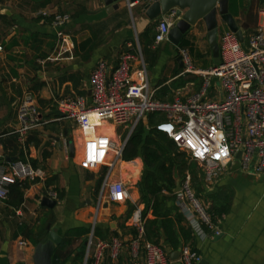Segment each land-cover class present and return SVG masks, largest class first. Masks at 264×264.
Listing matches in <instances>:
<instances>
[{
    "label": "crops",
    "instance_id": "0c3cea01",
    "mask_svg": "<svg viewBox=\"0 0 264 264\" xmlns=\"http://www.w3.org/2000/svg\"><path fill=\"white\" fill-rule=\"evenodd\" d=\"M117 5L114 9L104 0H0V164L20 159L44 174L42 180L17 182L8 198L0 201V264H34L35 246L51 230L61 239L54 251L59 252L60 264H86L85 255L83 261L78 256L82 244L86 252L92 227L95 240L116 238L120 242L117 259L112 260L106 250L100 264H145L143 248L137 255L133 252L135 233L128 223L134 210L141 214L145 211L138 187L144 171L142 159L124 160L111 151L95 169H87L82 162L85 140L75 122L55 113V101L81 96L90 103L91 71L100 61L112 71L123 53L135 58L141 53L149 88L159 100L172 101L177 94L185 99L199 91L202 78L182 74L178 61L182 47L169 40L154 44L152 37L160 17L149 21L140 2L120 0ZM261 5L260 0H243L233 15L240 28L252 30L257 26ZM58 13L70 17L64 28L73 42L68 51L62 49L64 43L52 23L53 15ZM219 26V32L228 30L223 23ZM185 36L200 54L191 55L194 64L203 70L204 64L211 62L210 67L214 66L203 21L192 26ZM129 64L133 69L141 65V60L131 58ZM27 96L36 104L41 122L21 143L17 135L18 107ZM208 96L222 97L217 81H212ZM157 117L150 123L147 117L144 124L154 127L160 119ZM102 131L119 143L116 127L107 123ZM107 170L110 180L124 182L129 195L126 202H109L102 192ZM186 175L191 178L188 171ZM175 178L179 180L176 173ZM190 184L206 210L215 206L225 209L214 223L219 230L215 235L204 228L183 193L181 199L174 190L160 194L166 198L164 208L171 210L172 216L180 214L181 226L192 230L193 245L186 244L199 256L195 264H264V172L227 170L219 179L207 183L196 165ZM43 198L55 204L43 205ZM153 218L148 209L144 220ZM191 221L200 225L201 234L193 229ZM75 228L89 232H70ZM20 240L26 245L21 246ZM158 244L168 254L175 251L164 242ZM169 264L184 263L179 258Z\"/></svg>",
    "mask_w": 264,
    "mask_h": 264
},
{
    "label": "built area",
    "instance_id": "2783aa9c",
    "mask_svg": "<svg viewBox=\"0 0 264 264\" xmlns=\"http://www.w3.org/2000/svg\"><path fill=\"white\" fill-rule=\"evenodd\" d=\"M176 18L172 10L158 19L153 38L155 45L168 41L169 30ZM69 19V15L63 13L54 14L52 18L57 28L56 35L64 43V51L73 46L70 34L64 31ZM243 35L247 50L241 47L234 32H219L220 63L206 70L194 64L187 48H179L182 74L202 78L199 91L185 99L179 98V94L168 102L155 98L148 85L141 53L136 58L130 53H123L112 71L104 61H100L90 74V103L81 96L60 97L55 101L57 109L75 122L85 140L84 166L95 169L111 151L121 156L136 125L155 113L160 119L154 128L166 134L177 149L200 168L205 182L219 179L235 162L238 151H241L239 170L252 174L264 172V4L259 8L257 26L252 30H243ZM131 58L141 60V65L132 69L129 64ZM213 80L219 86L220 99L208 96ZM18 122V140L23 143L27 133L41 122L37 106L29 96L18 107ZM107 123L113 127L130 125V132L121 144L102 131ZM43 176V172L28 161L17 159L0 164V201L8 198L11 186L17 182H35L42 180ZM101 190L112 203H124L129 198L123 181L110 180V170L104 174ZM181 193L192 203L201 223L213 234H218L219 230L211 222L207 210L191 190L189 175L185 176L177 193L180 199ZM49 195L56 197L53 192ZM128 223L135 230L131 244L135 255L142 247L145 264L170 263L169 254L161 245L145 239V220L140 210L133 211ZM191 226L197 233L203 232L195 221H191ZM19 244L25 246L26 242L20 240ZM119 248L120 242L116 238L95 240L92 227L85 262L91 259V264H100L106 250L110 258L116 260ZM179 250V258L184 264L199 261V256L188 244L181 245Z\"/></svg>",
    "mask_w": 264,
    "mask_h": 264
},
{
    "label": "trees",
    "instance_id": "16d2710c",
    "mask_svg": "<svg viewBox=\"0 0 264 264\" xmlns=\"http://www.w3.org/2000/svg\"><path fill=\"white\" fill-rule=\"evenodd\" d=\"M242 2L243 0H229V10L233 15H236L238 8L242 6ZM178 46L187 48L191 55L200 57L189 37L184 36ZM210 66L211 62L204 64L205 69ZM156 116L155 113L149 114L147 116L149 123ZM137 157H140L144 164V171L138 186L141 201L145 204V211L142 212V217H145V212L148 209H151L154 216L151 220L145 219V239L157 244L164 242L171 250L178 249L181 243L193 245L194 236L192 230L181 226L182 216L180 214L175 212L174 216H172L171 210L164 208L163 203L166 198L160 196V194L163 190L173 193L176 187L175 173L180 183L184 181L186 171L191 175L190 181H193L196 164L190 162L186 154L179 151L175 143L166 134L156 130L154 127L146 126L142 121L136 125L130 134L122 152L124 160H131ZM58 195L59 197L61 196L60 192H58ZM224 212L225 209L222 206H215L211 211L207 210L213 224L216 222V218ZM204 228L208 230L207 227ZM70 232L85 235L89 232V229L75 228ZM134 233L135 231L133 230ZM84 255L85 244H82L78 259L83 261ZM59 257V252L56 250L52 257V264H60ZM86 264H91V260L87 259Z\"/></svg>",
    "mask_w": 264,
    "mask_h": 264
},
{
    "label": "water",
    "instance_id": "95a60500",
    "mask_svg": "<svg viewBox=\"0 0 264 264\" xmlns=\"http://www.w3.org/2000/svg\"><path fill=\"white\" fill-rule=\"evenodd\" d=\"M120 0H104L107 6H111L114 9L118 8V2ZM129 2H140L142 5L143 13L149 21H155L159 17L168 14L174 10L177 20L174 26L169 30L168 40L174 45L178 46L192 26H195L198 22L203 21L206 31L207 39L212 52V58L214 66L220 63L219 46H218V33L220 30V23H223L226 28L236 34L241 47L247 50L243 29L237 24L233 14L229 11V0H128ZM264 4V0H260ZM178 61L181 63V58L178 57ZM56 114L64 116V114L58 110ZM142 121L147 123V117ZM72 146L70 144V151ZM241 156V151H238L235 155V162L229 167V171H236L239 169L238 159ZM181 190L179 180H176V187L174 193ZM42 204L52 207L55 204L54 200L49 198H43ZM61 242L59 236L56 235L54 230H51L47 236L41 239L35 246L33 254L34 264H52V255ZM180 257V250L169 252V258L171 261L177 260Z\"/></svg>",
    "mask_w": 264,
    "mask_h": 264
},
{
    "label": "rangeland",
    "instance_id": "374dc122",
    "mask_svg": "<svg viewBox=\"0 0 264 264\" xmlns=\"http://www.w3.org/2000/svg\"><path fill=\"white\" fill-rule=\"evenodd\" d=\"M191 91H194V90H191ZM186 94V93H185ZM185 94H182V95H185ZM180 95V94H179ZM163 101V100H162ZM166 102H168L167 100H165ZM154 125V124H153ZM152 125V126H153ZM130 132V125H128L127 127H116V136L119 140V144H121L125 139L126 137L128 136ZM131 168V167H130ZM191 190L194 194V196L196 197V199L198 200V202L201 204L198 196L194 193L193 191V188L191 187ZM202 205V204H201ZM203 206V205H202ZM204 207V206H203ZM205 208V207H204Z\"/></svg>",
    "mask_w": 264,
    "mask_h": 264
}]
</instances>
